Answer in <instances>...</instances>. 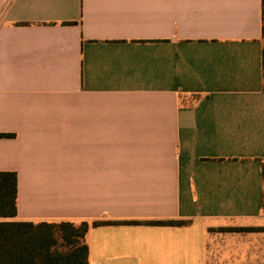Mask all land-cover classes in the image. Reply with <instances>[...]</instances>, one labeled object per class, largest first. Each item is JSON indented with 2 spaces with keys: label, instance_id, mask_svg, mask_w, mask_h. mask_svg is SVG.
Listing matches in <instances>:
<instances>
[{
  "label": "crops",
  "instance_id": "crops-1",
  "mask_svg": "<svg viewBox=\"0 0 264 264\" xmlns=\"http://www.w3.org/2000/svg\"><path fill=\"white\" fill-rule=\"evenodd\" d=\"M0 134L7 220L189 221L89 264H264V0H0Z\"/></svg>",
  "mask_w": 264,
  "mask_h": 264
},
{
  "label": "trees",
  "instance_id": "trees-1",
  "mask_svg": "<svg viewBox=\"0 0 264 264\" xmlns=\"http://www.w3.org/2000/svg\"><path fill=\"white\" fill-rule=\"evenodd\" d=\"M0 134V137H11ZM17 174L0 172V264H89L86 236L91 227L113 225L186 226L189 221L20 222Z\"/></svg>",
  "mask_w": 264,
  "mask_h": 264
}]
</instances>
